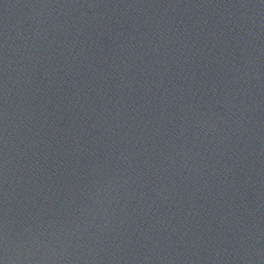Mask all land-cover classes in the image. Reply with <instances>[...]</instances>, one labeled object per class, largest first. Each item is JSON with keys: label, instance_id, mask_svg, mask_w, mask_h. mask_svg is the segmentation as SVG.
I'll list each match as a JSON object with an SVG mask.
<instances>
[{"label": "water", "instance_id": "water-1", "mask_svg": "<svg viewBox=\"0 0 264 264\" xmlns=\"http://www.w3.org/2000/svg\"><path fill=\"white\" fill-rule=\"evenodd\" d=\"M0 264H264V0H0Z\"/></svg>", "mask_w": 264, "mask_h": 264}]
</instances>
